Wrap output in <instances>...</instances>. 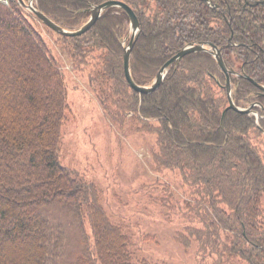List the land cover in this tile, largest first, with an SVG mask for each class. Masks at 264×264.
<instances>
[{
  "label": "trees",
  "instance_id": "1",
  "mask_svg": "<svg viewBox=\"0 0 264 264\" xmlns=\"http://www.w3.org/2000/svg\"><path fill=\"white\" fill-rule=\"evenodd\" d=\"M109 1L128 5L140 22L131 57L137 85L152 86L182 49L206 42L234 72L235 105H260L253 111L259 120L229 110L222 124L230 106L227 77L203 52L173 64L154 93H136L124 69L130 20L119 8L79 37L44 25L75 68H93L90 83L107 114L113 120L129 114L142 132L154 134L155 163L179 171L194 188L200 199L190 209L202 228L189 236L200 252L264 264V160L252 138L264 137V95L247 80L264 86V0L259 6L210 0L212 7L202 0H35L34 6L74 32L93 7ZM38 25L17 0L0 4V264H149L134 262L131 239L110 221L100 190L62 165L68 87Z\"/></svg>",
  "mask_w": 264,
  "mask_h": 264
},
{
  "label": "rangeland",
  "instance_id": "2",
  "mask_svg": "<svg viewBox=\"0 0 264 264\" xmlns=\"http://www.w3.org/2000/svg\"><path fill=\"white\" fill-rule=\"evenodd\" d=\"M43 26L37 27L59 62L68 87L62 165L100 190L110 221L131 239L134 262L247 264L238 258L220 261L210 251L200 252L198 241L189 236L190 229L202 228L190 209L194 199H200L194 188L184 182L179 171L155 163L154 134L142 132L129 114L115 115V120L107 114L90 83L93 68H75L61 48L62 42ZM252 138L264 160V137ZM183 238L189 245L182 243Z\"/></svg>",
  "mask_w": 264,
  "mask_h": 264
},
{
  "label": "water",
  "instance_id": "3",
  "mask_svg": "<svg viewBox=\"0 0 264 264\" xmlns=\"http://www.w3.org/2000/svg\"><path fill=\"white\" fill-rule=\"evenodd\" d=\"M18 2L21 3L22 6L27 11H29L35 17H37L43 23V25H45L46 27L51 29L53 32H55L61 36H64V37H79V36L85 35L87 32H89L90 30H92L95 27L97 22L102 17L103 13L109 9L119 8L122 11H124L129 17L130 28H131L130 42H129L128 47H126L124 49L125 76H126L127 82L130 85V87L136 93H138L139 95H142V96L143 95H149V94H152L155 91H157L160 88V86L162 85V83L164 82V79L167 76L168 70L176 62H179V61L183 60L186 56L194 54V53L209 52V50L206 48L205 45L190 44V45L186 46L184 49H182L174 58H172L169 62H167L160 69V71L158 72L157 77H156L152 86H150V87L139 86L135 83V81L133 80L132 74H131V57H132V53H133V50L135 47V43H136L138 33L140 31V22L138 20V17L136 16L134 11L132 10V8H130L128 5H126L125 3L120 2V1H109V2H106L102 5L95 6L91 10V16H90L88 23L85 24L81 29L74 31V32H71V31L65 30L64 28H62L61 26H59L58 24L53 22L50 18L45 16L43 13L38 11L34 6L35 0H29L27 3L24 0H18ZM208 46L211 48L210 50L212 52V55L214 56L215 60L217 61L220 69L227 76L226 90H227L230 106L223 114L222 124H224L226 114L229 110H232V111H235L238 113H242V114L252 115L253 114V111H252L253 108L252 107H250L248 109H241L235 105L234 100L232 98V87H231V75L234 74V72L232 73L227 68L226 63L224 61V58L222 56L221 50H219L217 47H215L211 44H209ZM247 80L251 81L260 90L264 91V87L255 84L251 78L247 77Z\"/></svg>",
  "mask_w": 264,
  "mask_h": 264
},
{
  "label": "flooded vegetation",
  "instance_id": "4",
  "mask_svg": "<svg viewBox=\"0 0 264 264\" xmlns=\"http://www.w3.org/2000/svg\"><path fill=\"white\" fill-rule=\"evenodd\" d=\"M202 1H204V2H206L208 5H210L211 7H212V5H211V2H210V0H202ZM260 4H263L260 0H246V5L247 6H249V5H253V6H259ZM214 8V7H213ZM216 8V7H215ZM192 44H196V45H205L206 46V48L209 50V52H203V53H209V54H211L212 55V52H211V48L208 46L209 44H211V45H213V46H215L214 44H212V43H192ZM215 47H217V46H215ZM218 48V47H217ZM219 49V48H218ZM220 50V49H219ZM223 56V55H222ZM214 57V56H213ZM224 58V57H223ZM223 72V71H222ZM232 72V71H231ZM233 73V72H232ZM226 75V74H225ZM232 75H234V74H232ZM231 75V76H232ZM227 77V76H226ZM251 82V81H250ZM252 83V82H251ZM255 83V82H254ZM253 84V83H252ZM255 84H257V85H259V86H263V85H260V84H258V83H255ZM254 85V84H253ZM255 86V85H254ZM256 87V86H255ZM264 87V86H263ZM261 93H262V95H264V91H262V90H260L258 87H256ZM257 107H260V105L259 104H254V105H252V111H254L255 110V108H257ZM254 115H257V120H259L260 118H259V114L258 113H253ZM252 114V115H253Z\"/></svg>",
  "mask_w": 264,
  "mask_h": 264
},
{
  "label": "built area",
  "instance_id": "5",
  "mask_svg": "<svg viewBox=\"0 0 264 264\" xmlns=\"http://www.w3.org/2000/svg\"><path fill=\"white\" fill-rule=\"evenodd\" d=\"M14 0H0V4L6 7H10ZM18 1V0H17Z\"/></svg>",
  "mask_w": 264,
  "mask_h": 264
}]
</instances>
